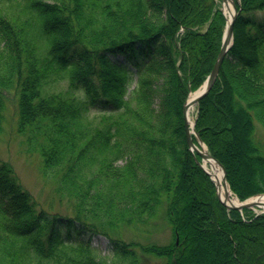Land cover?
I'll use <instances>...</instances> for the list:
<instances>
[{
  "label": "trees",
  "instance_id": "16d2710c",
  "mask_svg": "<svg viewBox=\"0 0 264 264\" xmlns=\"http://www.w3.org/2000/svg\"><path fill=\"white\" fill-rule=\"evenodd\" d=\"M194 1L188 6V0H171V5L166 0H0V135L4 92L12 93L16 129L37 151L41 175L54 180L52 199L68 212L43 206L21 186L10 162L0 160V264H135L134 247L164 264H212L203 261L204 244L215 248L214 264H242L235 232L250 241L239 245L243 260L264 264V213L228 210L184 138L182 104L211 70L226 23L221 0ZM236 7L227 62L235 58L230 55L238 29L252 57H237L250 74L232 79L222 61L194 119L207 150L224 167L232 192L245 199L264 192V158L252 159L260 189L241 194L215 150V138L227 128L242 133L241 118L236 124V115L228 111L232 96L248 107L251 123L254 117L264 120L253 107L259 102L264 108V0H239ZM156 31L169 55V93L179 108L171 123L168 104L153 102L149 91L159 88L151 87L146 70L137 71L134 84L126 67L117 66V79L106 73L108 53ZM58 79L66 80L65 89L45 92L47 83ZM230 83L235 84L232 90ZM179 131L180 141L173 142ZM163 200L173 231L170 243L127 242L115 235L114 226L146 223ZM83 232L107 237L113 244L111 256L97 255Z\"/></svg>",
  "mask_w": 264,
  "mask_h": 264
},
{
  "label": "rangeland",
  "instance_id": "374dc122",
  "mask_svg": "<svg viewBox=\"0 0 264 264\" xmlns=\"http://www.w3.org/2000/svg\"><path fill=\"white\" fill-rule=\"evenodd\" d=\"M166 1L170 4L171 0H166ZM221 1H220V7H223V4L221 3ZM232 1L233 3L236 4L235 0H232ZM194 2H195L194 0H188L187 5L188 6L193 5ZM223 14L225 15V10ZM262 14H260V12L258 13L259 16ZM151 16L153 19H155L157 17V14L152 13ZM150 33L151 32H149L148 34L149 37L146 36L144 33L141 37L134 39V42L127 43L125 44V46H118L119 48H114L110 53H108L109 55H106V58H105L107 59V63H108L107 65L108 70L106 71V73L109 76L113 77L114 79H117L119 78L118 72H117V66L121 68L126 67L130 69L131 72H133V77H134L133 84H134L138 73L140 71L144 72L146 70L143 75L145 76L148 75L147 77L151 83V87L159 88L158 91L156 92L153 90L149 91V93H152V97L154 99L153 102L155 103V100L156 101L159 100L164 105L166 103L168 104L170 112L168 111L169 116L167 120L170 121L171 123L173 122L172 120L174 118L173 115L179 112V108H178L177 103L173 100L172 95H170L169 93V90L172 89L171 86H173L172 74L169 73L170 68H171V65L169 64L170 63L169 55L166 53L167 49L164 43L158 40L159 38L158 32L156 31L155 34L151 36H150ZM235 40L236 41H235V45L233 48V52L231 53L232 55H230L235 58L231 59V64H228V62L230 61L227 62L228 58L225 56L223 58V62L225 63L222 66V70H224L226 73L232 76V79H235L234 77L236 76V74L238 76L246 75L244 76V78H246L248 77L247 74H250V69L249 71L246 70L247 67H244L243 62H241L240 58L238 59L237 56L238 55L241 56V59L243 58L245 59L246 57L249 59L252 57V55H251L250 50L246 48V44L243 45L245 40L242 39L241 31H239L238 29L236 31ZM230 56L229 58H231ZM72 58L76 59V56H73ZM232 66L234 67L229 69V67H232ZM150 69L152 71L149 73L148 70ZM236 81L237 80H234L235 83ZM230 84L231 85L229 87V90L230 89L232 90L235 87V84L233 83H230ZM65 87H66V80L58 79V81H52V82L47 83L44 89H45V92H48V91L58 92L59 90L65 89ZM240 87L241 86L238 85L239 89ZM127 89L128 91L130 90L129 88ZM195 90H192L191 92L187 94L186 99L183 102V104L186 102V100H188L191 93L195 92ZM4 94H6L7 100H5L4 102V104L6 105L4 109V116H5V120L3 122L4 129L0 135V160H3L4 162L6 161L10 162L13 168V171H15L21 186L24 189H26L28 192H31L33 197L37 201L42 203V205L44 204L43 206H51L53 204L54 205L53 208L55 210H59V212L62 213L63 215L65 213H68L66 212L65 205L61 206L55 201V199H52V196H53L52 189L55 186V183L53 182L54 180H51V181L45 180L43 175H41L40 173L41 164H40V159H39V155L37 151H35L34 148H31L27 144V137L19 133L16 129L17 128L15 126L16 116H14L15 109H16L15 96L12 93L4 92ZM236 99H237V96H235V99L233 98V96L231 97V101L233 102ZM198 102L192 104V109L190 110V117L192 119V123L194 121V123L192 124V127L194 130H195V119L194 118L197 113L196 106ZM233 102H232V106H233L232 110L228 109V111H230L231 114H234V116L236 115L235 116L237 118L235 120L236 124L239 118H241L240 128H242V133H240L238 129L233 132L229 130L228 128L226 130L223 129L219 131L218 134L216 135L217 137L215 138V150H217L219 154L222 156L226 164V169L228 173H230V175L232 176L233 183H235L237 188L240 190L241 194H245L247 192L258 191L260 189L258 183L256 182V177L258 175H257V171H255V168L252 167L253 165L252 159L257 158L259 156L264 158V120L262 121L259 117L257 118L254 117L253 119L251 118V121H252L251 123L250 122L251 116L249 117L245 110L248 107L246 105L244 106L239 105L237 100L234 103ZM251 103L253 104L254 101H251ZM258 103L253 104L254 106L250 104V106L256 107V109L259 110L260 113L264 116V108H262L260 104L258 105ZM183 104H182V108H183ZM213 109L217 111L215 106L213 107ZM209 114H211V112ZM94 115H96V113L94 109L92 108L89 111V116L93 118ZM182 119H184V108L182 109ZM186 119H187V113H186ZM245 120L247 124H244ZM205 121L207 122L208 120H205ZM187 125L188 126L191 125L188 119H187ZM185 126H186V120L184 119L183 130L185 134L184 138L186 141ZM174 127H178V126L174 125ZM195 131L197 132V130ZM180 139H181V132L179 131L177 138H175L173 142H177V140L180 141ZM199 139L200 141H202L200 136H199ZM192 140L197 143L194 135L192 136ZM186 143L188 146L187 141ZM250 144H252V147L250 146ZM202 145H203V148L207 150V146L204 141H202ZM176 147L177 146H175V148ZM179 148L180 147H178V150ZM187 149L193 155L196 154V152H193L191 148L188 147ZM240 153H243V155ZM196 155L199 156L198 154ZM198 161H201L200 156H199ZM195 162L197 163L196 160ZM201 163H203V161H201ZM247 164H250L249 168ZM223 170L225 173L224 167H223ZM210 178L212 180L211 176ZM260 179L262 180V175L261 177H259V180ZM225 181H226V176H225ZM212 182L214 184L213 180ZM226 184H227V181H226ZM227 186L229 187L231 194L236 197L238 202L248 201L249 197L245 199H241V198L239 199L238 196L232 192L229 184H227ZM215 192H216V185H215ZM262 193H258V194H262ZM5 194H7L6 191H5ZM198 198H199L198 205L207 211L208 208L205 207L204 202L201 200L200 197ZM218 198L220 199L219 196ZM164 206H165V201L163 200L161 204L159 205V207L158 206L156 207V211L152 215V217L147 219L148 221L146 223H143L142 221L136 222V223L127 222V223L120 224V226H114L113 231L115 235L119 236V238L123 240H126L127 242L129 241L131 242V240H133L134 242H138L141 244L142 243L143 244L155 243V244H160V245H165V244L170 243L172 240L173 231L171 230V225L169 223V220L167 219L166 215H164L165 214ZM227 208L229 210V208H232V207L227 206ZM244 208L249 209L251 211V215L253 214L254 216L264 213V208L258 204H253L251 207H244ZM240 209H243V208H240ZM20 210H21V207H20ZM18 213H20V211ZM16 214L13 213L12 215L14 217H17ZM244 232L246 233L247 231L244 230ZM61 234L63 235V237L66 236L65 234L67 233H66L65 226L63 227ZM82 234L84 235L83 236L84 239H87V238L90 239L89 240L90 245L98 249L97 255L107 256V257L111 256V253L113 250V244H111L110 240H108L107 237L99 233L98 235L90 234L89 232H83ZM244 236L242 235L238 236L236 232L234 233V237L238 241V246H236L237 255L239 256L240 260H242V264H247L246 261L243 260V256H241L242 250L240 249L241 247L239 246L241 244V246L246 247L248 244H250V241L244 238ZM257 240L259 239H256V241ZM258 244L260 247H262L261 241H259ZM133 247L134 246H132V248ZM225 248H227V243H226ZM134 249H135L134 254L136 256L135 264H164L165 262L163 259L158 258L156 256H152L151 254L142 253L138 247H134ZM208 249L210 250L208 251ZM262 249L264 251V247ZM227 250L230 251L228 248ZM203 251H204L203 261L211 260L212 264H214L213 260H214L215 251H216L215 248L213 246H206L204 244ZM228 254L229 252L226 254V261L229 260ZM228 264H229V261H228Z\"/></svg>",
  "mask_w": 264,
  "mask_h": 264
},
{
  "label": "water",
  "instance_id": "95a60500",
  "mask_svg": "<svg viewBox=\"0 0 264 264\" xmlns=\"http://www.w3.org/2000/svg\"><path fill=\"white\" fill-rule=\"evenodd\" d=\"M228 2H230L231 7H233V12H232L230 19L227 18V20H226L224 32H223L222 39H221L222 44H221V47L218 51L219 53H218L217 57L215 58V60L213 62L214 64H213L211 70L209 71L206 79L203 81L202 86L199 89L195 90V92L193 94L194 96L191 100V105L194 103H197L213 87V82L215 81V79L218 76V71H219V68L222 64L223 58L227 54V52H228L227 50L232 46V43H233L232 26H233L234 20L236 19L235 16L237 15L239 10L236 7V4L233 3L232 0H222L223 5L228 4ZM222 10L224 12V7H222ZM189 107H190V105L188 106V104L186 102L183 104L184 119L186 120V126H185L186 141L188 142V147L191 148L193 150V152H196V154H198L201 157V161L212 159L214 162H217L222 169V173H223L222 181L224 184H226L225 173H224L222 165L220 164V162L215 160L212 157V155L206 149L203 148L202 141H200L197 132L192 127V124L194 123V121L191 125H189V126L187 125L186 113H187V110L189 109ZM193 135L195 136V140L197 141V143L192 140ZM196 161H197V163L200 164L203 171L205 173H208L212 177L211 173H209V171L204 167L203 163H201V161H198V160H196ZM212 180L214 181L213 178H212ZM214 184L216 185V194L220 197L221 201L228 207L240 209V208H244V207H251L253 204H255L254 202L245 201V202H238V205H234V204L233 205H227L225 203L224 199L222 198V196L219 195L218 185L216 184L215 181H214ZM262 194H258V195H262Z\"/></svg>",
  "mask_w": 264,
  "mask_h": 264
},
{
  "label": "bare ground",
  "instance_id": "6f19581e",
  "mask_svg": "<svg viewBox=\"0 0 264 264\" xmlns=\"http://www.w3.org/2000/svg\"><path fill=\"white\" fill-rule=\"evenodd\" d=\"M223 7L225 10L226 18L230 19L233 12V7H231L230 2H228V4H224ZM229 50L230 48L227 51L229 52ZM193 94L194 93H191L188 100L186 101L188 106L190 105L189 109L187 110V119L189 120L190 124H192V119L190 117V110L192 109L191 100L194 96ZM203 165L209 171V173H211L212 178L218 185L219 195H221L225 199L227 205H233V204L238 205V201L236 197L231 194L229 187L226 184H224L222 181L223 173L218 163L214 162L212 159H208L203 161ZM248 202H254L255 204H258L264 208V192L262 195H258V194L252 195L251 197H249Z\"/></svg>",
  "mask_w": 264,
  "mask_h": 264
}]
</instances>
